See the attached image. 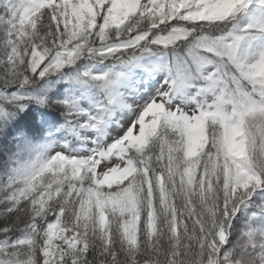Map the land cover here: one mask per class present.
<instances>
[{"label":"snow or ice","instance_id":"snow-or-ice-1","mask_svg":"<svg viewBox=\"0 0 264 264\" xmlns=\"http://www.w3.org/2000/svg\"><path fill=\"white\" fill-rule=\"evenodd\" d=\"M0 264H264V0H0Z\"/></svg>","mask_w":264,"mask_h":264}]
</instances>
